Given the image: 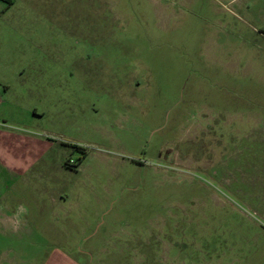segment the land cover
I'll use <instances>...</instances> for the list:
<instances>
[{"label": "rangeland", "instance_id": "374dc122", "mask_svg": "<svg viewBox=\"0 0 264 264\" xmlns=\"http://www.w3.org/2000/svg\"><path fill=\"white\" fill-rule=\"evenodd\" d=\"M0 132V264H264V0H0Z\"/></svg>", "mask_w": 264, "mask_h": 264}, {"label": "crops", "instance_id": "0c3cea01", "mask_svg": "<svg viewBox=\"0 0 264 264\" xmlns=\"http://www.w3.org/2000/svg\"><path fill=\"white\" fill-rule=\"evenodd\" d=\"M0 138H4L7 141L15 143V145H17L18 148L24 147L23 144H27L29 142L31 143L32 147L26 150L24 156H18V155L16 156L14 152L10 151L8 148H5L0 144V166H2L7 172L9 171L10 173L20 172L23 174L28 172L31 166L36 162L33 156L35 157L39 155V151L33 149V146L38 142V140L33 137L26 138L24 136H16V135L13 136L10 133H1V132H0ZM4 186L5 185L2 184V187ZM2 192L3 191H0V201L2 199L1 198ZM0 212H4V207H0Z\"/></svg>", "mask_w": 264, "mask_h": 264}, {"label": "flooded vegetation", "instance_id": "af4514ba", "mask_svg": "<svg viewBox=\"0 0 264 264\" xmlns=\"http://www.w3.org/2000/svg\"><path fill=\"white\" fill-rule=\"evenodd\" d=\"M208 115H200V116H198L197 117V119L201 122V123H203L205 126H207L208 128H212V126H214V125H216L215 124V120H211L213 123H204L207 119H208V117H207ZM186 120V119H185ZM204 121V122H203ZM213 124V125H212ZM228 143H233L232 141H229Z\"/></svg>", "mask_w": 264, "mask_h": 264}, {"label": "trees", "instance_id": "16d2710c", "mask_svg": "<svg viewBox=\"0 0 264 264\" xmlns=\"http://www.w3.org/2000/svg\"><path fill=\"white\" fill-rule=\"evenodd\" d=\"M72 148L76 149V150H81L83 152H85V150H83L81 147L79 146H72ZM69 166V165H68ZM70 167V166H69Z\"/></svg>", "mask_w": 264, "mask_h": 264}]
</instances>
